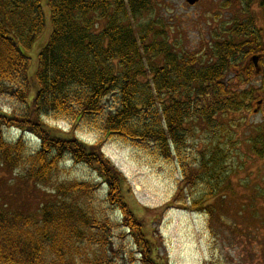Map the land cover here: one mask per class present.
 I'll list each match as a JSON object with an SVG mask.
<instances>
[{"label":"trees","instance_id":"16d2710c","mask_svg":"<svg viewBox=\"0 0 264 264\" xmlns=\"http://www.w3.org/2000/svg\"><path fill=\"white\" fill-rule=\"evenodd\" d=\"M155 4L47 0L45 8L42 0H0V91L10 86L12 98L25 106L11 115L0 112V131L16 125L42 141L41 149L28 155L24 142L10 144L0 137V165L21 169L27 179L55 194V201L42 205L38 215L11 213L0 204V264H89L86 255H94L95 249L94 264H117L110 256L119 260L125 255L114 243L115 224L93 206L101 186L57 181L66 157L91 166L108 186V201L122 212L118 224L136 240L141 263H169L154 256L159 252L156 242L145 237V226L125 206L130 187L100 148L108 139L176 159L182 182L170 205L207 213L210 226L226 214L221 192L231 168L243 157L264 161V128L245 138L243 121L236 115L249 109L246 103L255 100L251 97L258 90L234 91L255 76L246 61L261 50L263 30L252 22H235L216 34L208 50L194 55L168 43L166 35L162 39L164 33L153 21L136 32L135 20L153 12ZM259 6L264 11V0ZM49 30L32 72L29 52ZM113 96L107 113L104 100ZM45 117L89 127L100 142L91 146L56 133L42 124ZM199 136L205 147L194 150ZM186 144L194 150L192 157ZM186 190L188 196L182 198ZM246 213L243 206L240 216ZM253 220L258 229L264 227Z\"/></svg>","mask_w":264,"mask_h":264},{"label":"rangeland","instance_id":"374dc122","mask_svg":"<svg viewBox=\"0 0 264 264\" xmlns=\"http://www.w3.org/2000/svg\"><path fill=\"white\" fill-rule=\"evenodd\" d=\"M260 1L248 7L246 0H239L240 3L237 0H200L194 6L186 0H156L154 11L137 18L133 25L136 32L141 33L142 27L153 21L156 30L164 33L162 39L166 35L168 43L194 55L208 50L216 34L224 28L229 30L235 22H252L263 30L262 42L258 43L261 50L256 53L261 55L260 74L253 69L255 76L241 81L238 90L234 89L235 84L232 85L235 92L258 90L251 97L255 100L246 103L249 109L236 114L237 119L243 121L245 138L264 128V95L261 94L264 88V11L259 6ZM46 2L42 0L45 8ZM49 34L50 30L29 52L33 62L32 72ZM252 57L251 54L246 61L247 67L253 66ZM233 77L234 73L228 74L227 81ZM9 87L0 91V112L11 115L13 111H22L25 106L12 98ZM114 98L104 100L107 113L113 108ZM259 102L263 105L259 106ZM41 122L56 133L72 136L87 144L100 142V136L89 127H75L72 122L51 117H45ZM14 126L4 125L1 128L0 137L6 143L24 142L28 155L39 149L40 141L26 134L32 133L31 130ZM195 143L197 148L194 150L204 149L205 142L200 136ZM185 147L191 156L194 150L188 144ZM100 148L126 179L130 191L124 196L125 206L145 226V237L156 242L153 247L159 252L156 251L154 256L160 255L168 264H264V227L258 229L253 220L257 218L259 223L264 224V161L243 157L236 169L231 168L230 179L221 192L226 198L223 203L226 214L222 213L210 226L207 213L170 205L182 182L183 171L176 159L154 156L117 138L106 140ZM245 151L243 146L240 152ZM99 178L91 166L77 164L69 157L62 161L57 175L58 182L77 181L101 186L93 195V206L115 224L111 225L114 243L125 252L119 260L117 255L110 256L111 259L117 264H142L139 255H136L141 250L135 246L136 240L123 229L124 225H119L123 221L122 212L109 203L108 186ZM194 193L198 191L194 190ZM187 196L186 190L181 197ZM54 201L55 194L51 188L30 181L21 169L12 170L0 165V204L11 213L38 215L42 205ZM243 206L247 211L244 217L240 216ZM91 253L89 251L87 255L90 256L86 255V258L89 264H94L98 252L95 249L94 255ZM77 258L79 261L80 258Z\"/></svg>","mask_w":264,"mask_h":264},{"label":"water","instance_id":"95a60500","mask_svg":"<svg viewBox=\"0 0 264 264\" xmlns=\"http://www.w3.org/2000/svg\"><path fill=\"white\" fill-rule=\"evenodd\" d=\"M197 1L198 0H187V2L190 4V5H192V6H194L196 3H197ZM259 57H254L253 59H252V62L254 63V65H255V67L256 68H258V62H259ZM257 73H259V70L257 71ZM261 104V103H260Z\"/></svg>","mask_w":264,"mask_h":264}]
</instances>
